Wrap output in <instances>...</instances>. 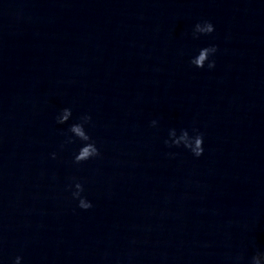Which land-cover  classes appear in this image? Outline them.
Listing matches in <instances>:
<instances>
[{"label":"water","instance_id":"1","mask_svg":"<svg viewBox=\"0 0 264 264\" xmlns=\"http://www.w3.org/2000/svg\"><path fill=\"white\" fill-rule=\"evenodd\" d=\"M205 19L215 31L193 39ZM209 43L215 68L191 66ZM64 106L91 114L99 158L59 149ZM193 123L199 158L163 143ZM71 176L92 208L76 207ZM258 250L264 0H0L3 264H249Z\"/></svg>","mask_w":264,"mask_h":264},{"label":"clouds","instance_id":"2","mask_svg":"<svg viewBox=\"0 0 264 264\" xmlns=\"http://www.w3.org/2000/svg\"><path fill=\"white\" fill-rule=\"evenodd\" d=\"M215 31V25L210 20H200L195 22L191 28V37L196 39L200 36H207ZM218 45L209 43L195 49L189 56L188 63L195 68L213 69L216 66V53ZM57 125H67L61 129L63 139L59 144V149H63L67 144H74L71 153V161L75 165H80L101 156L100 147L94 139L91 129L93 127L92 116L89 112H82L78 116H73V109L70 106L61 107L54 116ZM152 128L159 127L158 119L149 121ZM204 132L193 123L191 126H171L167 129V136L163 143L169 148L183 149L194 158H199L205 151ZM178 153L170 151L166 155L175 157ZM57 151H51L48 156L56 159ZM71 199L75 201L76 207L81 210H88L93 207V201L89 198L87 189L82 180L76 176H71L65 185ZM239 259V257L237 258ZM0 264H3L0 261ZM10 264H23V257L20 254L12 257ZM249 264H264V251L258 250L249 259Z\"/></svg>","mask_w":264,"mask_h":264}]
</instances>
